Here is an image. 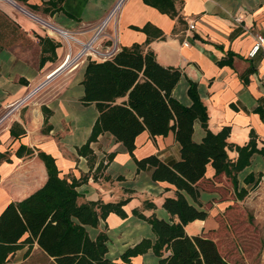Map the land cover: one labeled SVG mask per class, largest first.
Wrapping results in <instances>:
<instances>
[{
	"label": "crops",
	"instance_id": "obj_1",
	"mask_svg": "<svg viewBox=\"0 0 264 264\" xmlns=\"http://www.w3.org/2000/svg\"><path fill=\"white\" fill-rule=\"evenodd\" d=\"M1 1L19 9V3L14 4L13 0ZM47 1L28 0V5L38 7L36 11L23 5L19 6L23 10L18 11L0 6L2 14L17 27L15 36L0 39V214L8 204L27 198L45 184L46 169L37 156L42 152L53 159L59 178L67 182L83 178L75 187L78 203L127 200L122 206L125 218L110 213L95 228L85 227L90 239L99 232L105 233V257L118 262V256L125 249L142 239L154 240L150 226L134 217L132 210L168 222L170 217L161 204L165 198L175 197V189L165 182H152L150 168L137 171L123 146L108 133L99 134L89 144L95 157L90 170L85 159L76 154L97 117L93 104L80 102L87 59L55 78L66 65L61 43L50 38L59 47L54 49V61L40 66L41 47L37 36H44L24 9L47 22L52 35L84 43L118 0H50L58 10L46 5ZM179 1L181 5L176 4V9L182 24L141 0H122L102 34L115 39L117 49L136 44L150 51L160 66L178 69L182 77L172 90L173 98L189 106L186 80L193 82L205 107L206 129L216 134L228 128L225 142L238 147L247 143L251 132L255 149L261 150L262 153H253L248 165L236 174V191L246 192L240 201L235 199L229 180L223 174L215 175L209 165L195 183V201L180 192L189 205L206 213L205 219L188 223L185 234L210 240L208 235L216 224L217 212L226 209L228 204L245 201L254 189L264 188V0ZM189 23L193 24L192 30L188 29ZM144 26L143 32L140 29ZM67 33L76 34V40ZM256 36L263 41L257 53L249 58L247 54ZM227 52L233 54L230 64L218 66L217 62ZM50 67L53 69L49 72ZM46 78H50L47 88L38 96L34 94L26 99ZM203 135L199 123L194 121L191 140L198 143ZM133 144L132 157L136 160L152 155L167 166L179 160V147L171 132L163 137H150L143 131ZM226 155L231 161L237 156L233 149L226 150ZM107 156H111L108 163L94 173L97 164ZM247 177L249 180L245 182ZM144 201L154 208L143 210ZM26 237L27 234L21 240ZM157 261L151 250H147L131 258L129 264H157ZM6 264L54 263L34 242L31 247L17 250Z\"/></svg>",
	"mask_w": 264,
	"mask_h": 264
},
{
	"label": "trees",
	"instance_id": "obj_2",
	"mask_svg": "<svg viewBox=\"0 0 264 264\" xmlns=\"http://www.w3.org/2000/svg\"><path fill=\"white\" fill-rule=\"evenodd\" d=\"M13 1L32 11L38 9L28 5V0ZM141 2L160 14L175 19L178 24L183 23L176 9V4L180 6L181 1ZM45 4L58 10L50 0ZM140 30L146 31V26ZM16 31V25L0 14V39L13 37ZM37 38L41 47L39 65L53 62L54 49L59 44L48 36ZM232 55L227 52L217 65H229ZM181 77L182 73L178 69L160 66L150 51L134 44L128 48H120L104 61L87 60L81 82V104H93L97 112L89 136L76 149V154L85 159L88 169L92 168L95 160L89 144L99 134L108 133L115 142L123 146L137 171L150 168L152 182H165L175 189V197L165 198L161 204V208L170 217L168 222L158 220L153 215L145 217L136 209L131 212L134 217L150 226L153 242L142 239L125 249L118 256V262L108 260L105 257V233L99 232L94 239H90L85 227L95 228L99 220H104L110 213L121 219L125 218L122 206L127 200L105 204L99 201L78 203L75 187L83 178L71 179L69 182L59 178L53 159L39 152L37 156L45 166L47 180L27 198L8 204L0 214V264H6L17 250L27 245L31 247L34 242L54 264H129L131 258L142 255L147 250H151L158 259L157 264H229L220 256L211 240L185 234L184 227L194 220L205 219L206 213L189 205L180 192L195 201V183L203 177L205 167L209 165L215 175L223 174L229 180L235 199L240 201L246 192L242 189L236 191V174L248 165L253 153L262 152L255 149L251 132L247 143L241 147L230 146L225 142L228 128H222L216 134L210 133L206 129L205 107L199 100L193 82L186 80L189 106H183L172 97V90ZM194 121L204 131L198 143L191 140ZM46 123L47 117L44 120V124ZM143 131L150 137H163L171 132L179 147V160L167 166L152 155L134 159L133 142ZM10 133L13 135L12 129ZM228 149H233L237 154L234 161L227 158ZM17 154L20 155L19 150ZM110 158L111 156H107L105 160H101L94 173L103 169ZM103 178L108 179L106 176ZM248 180V177L245 178V182ZM141 207L143 210L154 208L146 201ZM173 217L176 218L175 222L172 221ZM26 234L27 237L21 240Z\"/></svg>",
	"mask_w": 264,
	"mask_h": 264
},
{
	"label": "rangeland",
	"instance_id": "obj_3",
	"mask_svg": "<svg viewBox=\"0 0 264 264\" xmlns=\"http://www.w3.org/2000/svg\"><path fill=\"white\" fill-rule=\"evenodd\" d=\"M0 6L16 10V8H12L1 0ZM18 6L22 5L18 4ZM24 10L28 11L27 9ZM28 13L33 16L31 18L35 20L43 36H48L61 43L65 54L69 53L73 57L78 52L80 49L78 44L65 40L58 34L50 35L48 27L44 24L48 23L34 13L30 11ZM0 14H2L1 10ZM67 34L69 37L76 39V34ZM51 69L53 68L50 67L49 72ZM68 71L70 69L68 65H65L61 71L56 73V77L55 75L53 76L55 78L62 77ZM49 82L50 79L44 80L35 96L43 92ZM214 221L216 224L208 237L226 262L229 264H264V188L258 187L254 189L246 196V200L240 204H228L226 209L217 212Z\"/></svg>",
	"mask_w": 264,
	"mask_h": 264
},
{
	"label": "built area",
	"instance_id": "obj_4",
	"mask_svg": "<svg viewBox=\"0 0 264 264\" xmlns=\"http://www.w3.org/2000/svg\"><path fill=\"white\" fill-rule=\"evenodd\" d=\"M121 2H122V0H118L116 2V4L114 5L113 9L106 16V18L101 22V24L98 26V28H96L94 34L92 35V37L88 41L82 43V42H79L77 40V42H79V43H76V44H78L80 46V49L78 50V52L73 57H71V55L69 53L64 55V57H63L64 60L63 61H66V66L68 65L70 70L73 69L77 65V63L82 62L85 59H87V60H95V61H104V60L110 58L116 51L119 50V49H117V45H116L115 39H113V38L109 39V38L103 37L102 31L105 28L106 24L110 20H112V16L117 11V9H118L119 5L121 4ZM51 27H53V26H51ZM188 29L189 30L193 29V24L192 23L188 24ZM107 41L110 42V43L106 44ZM262 41H263V39L261 37H258V36L255 37V42L251 46V48H250V50H249V52L247 54V56L249 58L253 57L257 53ZM49 79L50 78H46L45 80H49ZM40 88H41V84L38 87H36L33 90V92H31L26 97V99L31 97V96H33L34 94H36V92Z\"/></svg>",
	"mask_w": 264,
	"mask_h": 264
},
{
	"label": "bare ground",
	"instance_id": "obj_5",
	"mask_svg": "<svg viewBox=\"0 0 264 264\" xmlns=\"http://www.w3.org/2000/svg\"><path fill=\"white\" fill-rule=\"evenodd\" d=\"M17 7H18V6H17ZM20 9H21V8H19V10H20ZM22 10H23V9H22ZM25 12H26V11L24 10V13H25ZM26 14L29 15L27 12H26ZM44 24H45V26H49V25L46 24V23H44ZM83 51H84V50H83ZM77 65H78V63H77ZM77 65H76V66H77Z\"/></svg>",
	"mask_w": 264,
	"mask_h": 264
},
{
	"label": "water",
	"instance_id": "obj_6",
	"mask_svg": "<svg viewBox=\"0 0 264 264\" xmlns=\"http://www.w3.org/2000/svg\"><path fill=\"white\" fill-rule=\"evenodd\" d=\"M13 2H14V1H13ZM14 3H15V2H14ZM15 4H16V3H15ZM16 5H17V4H16ZM17 6H18V5H17ZM18 8H21V7H19V6H18ZM21 9H22V8H21ZM27 13H28V12H27ZM28 14H29V13H28ZM31 17L33 18V16H32V15H31Z\"/></svg>",
	"mask_w": 264,
	"mask_h": 264
}]
</instances>
